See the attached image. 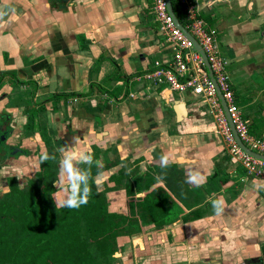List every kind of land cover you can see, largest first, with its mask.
Segmentation results:
<instances>
[{
  "label": "crops",
  "instance_id": "crops-1",
  "mask_svg": "<svg viewBox=\"0 0 264 264\" xmlns=\"http://www.w3.org/2000/svg\"><path fill=\"white\" fill-rule=\"evenodd\" d=\"M186 1L216 39L249 134L261 138L264 0ZM152 4L0 0V195L8 178L27 188L53 150L57 207L70 202L91 162L110 213L127 216L129 200L157 188L179 207L170 225L119 238L117 264H264V170L248 176L231 159L199 96L147 78L173 53ZM119 174L121 187L112 180ZM136 179L152 186L138 191Z\"/></svg>",
  "mask_w": 264,
  "mask_h": 264
},
{
  "label": "trees",
  "instance_id": "trees-1",
  "mask_svg": "<svg viewBox=\"0 0 264 264\" xmlns=\"http://www.w3.org/2000/svg\"><path fill=\"white\" fill-rule=\"evenodd\" d=\"M171 3L177 20L189 31L184 7L177 0ZM56 157L49 150L27 188L11 178L8 192L0 195V264H114L119 238L139 234L149 224L162 229L178 219L179 207L160 188L143 199L129 200L127 216L110 213L106 192L95 185L93 162L82 166L83 177L70 193V202L57 207L53 201ZM118 176L112 179L116 186L124 180V174ZM136 182L138 191L152 186L149 179L144 186ZM126 194L133 196L131 187ZM198 212H190L183 221L198 217Z\"/></svg>",
  "mask_w": 264,
  "mask_h": 264
},
{
  "label": "built area",
  "instance_id": "built-area-1",
  "mask_svg": "<svg viewBox=\"0 0 264 264\" xmlns=\"http://www.w3.org/2000/svg\"><path fill=\"white\" fill-rule=\"evenodd\" d=\"M177 1L184 7L190 22L188 33L196 40L206 56L238 137L250 151L264 156V135L257 139L249 134L248 128L234 104L226 71V61L221 56L214 35L194 18L193 10L188 6L186 0ZM152 3L158 34L164 43H169L172 46L173 53L161 68L152 71L147 78L156 87L166 85L172 91L180 93L191 91L199 96L214 115L218 133L223 138L228 155L245 169L248 176H259L261 170H264V162L247 155L237 145L202 58L193 51L191 43L174 25L167 10L166 0H152Z\"/></svg>",
  "mask_w": 264,
  "mask_h": 264
},
{
  "label": "water",
  "instance_id": "water-1",
  "mask_svg": "<svg viewBox=\"0 0 264 264\" xmlns=\"http://www.w3.org/2000/svg\"><path fill=\"white\" fill-rule=\"evenodd\" d=\"M167 2V10H168V13H169V16L170 18L172 19L174 25L176 26V28L178 30H180L183 35L187 38V40L191 43L192 45V48H193V51L196 52L197 54L200 55V57L202 58L203 60V63L205 65V68L207 70V73H208V76L211 80V82L214 84V87H215V90H216V93H217V96L221 102V105H222V108H223V111L226 115V118L228 120V123H229V127L231 129V132L233 134V137L237 143V145L240 147V149L245 152L247 155L257 159V160H260V161H263L264 162V156H261L257 153H254L252 151H250L243 143L242 141L240 140V138L238 137L236 131H235V127L233 125V122L229 116V113H228V109H227V105H226V102L222 96V93L220 92L219 90V87L218 85L216 84V81L214 79V76H213V73H212V70L210 68V65L209 63L207 62V59H206V56L202 50V48L199 46V44L196 42V40L188 33V31L179 23V21L177 20L176 16H175V13H174V10H173V7H172V3H171V0H166ZM184 108H185V103L183 101H175L174 102V111L180 116L181 114L184 115Z\"/></svg>",
  "mask_w": 264,
  "mask_h": 264
},
{
  "label": "rangeland",
  "instance_id": "rangeland-1",
  "mask_svg": "<svg viewBox=\"0 0 264 264\" xmlns=\"http://www.w3.org/2000/svg\"><path fill=\"white\" fill-rule=\"evenodd\" d=\"M114 258L116 259V260H115V262H114V264H117V263H118V262H117V258H119V257H117V258H116V257H114Z\"/></svg>",
  "mask_w": 264,
  "mask_h": 264
},
{
  "label": "flooded vegetation",
  "instance_id": "flooded-vegetation-1",
  "mask_svg": "<svg viewBox=\"0 0 264 264\" xmlns=\"http://www.w3.org/2000/svg\"><path fill=\"white\" fill-rule=\"evenodd\" d=\"M11 178H8V183H9V180H10ZM55 183V182H54ZM54 183H53V187H54ZM55 189V188H54ZM8 192V191H7Z\"/></svg>",
  "mask_w": 264,
  "mask_h": 264
}]
</instances>
